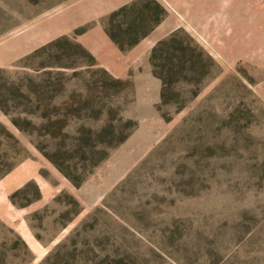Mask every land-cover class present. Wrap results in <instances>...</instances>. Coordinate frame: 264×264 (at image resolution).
I'll list each match as a JSON object with an SVG mask.
<instances>
[{"label": "rangeland", "instance_id": "obj_1", "mask_svg": "<svg viewBox=\"0 0 264 264\" xmlns=\"http://www.w3.org/2000/svg\"><path fill=\"white\" fill-rule=\"evenodd\" d=\"M153 1L114 75L80 36ZM0 43V264H264V0H0Z\"/></svg>", "mask_w": 264, "mask_h": 264}, {"label": "trees", "instance_id": "obj_2", "mask_svg": "<svg viewBox=\"0 0 264 264\" xmlns=\"http://www.w3.org/2000/svg\"><path fill=\"white\" fill-rule=\"evenodd\" d=\"M137 2H134L131 5H125L120 9L114 11L105 21V31L108 36L118 45V47L122 51H128L132 47H134L141 38L146 36L150 30L154 28V26L159 23L163 16L164 10L161 6L156 2L153 1L151 4H147L146 7L149 8V11L143 12L138 17L134 18L133 21H123L117 24V16L121 15L123 12H129L133 7L136 6ZM140 18L141 21L138 19ZM124 26V27H123ZM144 29V33L140 34L139 31ZM86 30V29H85ZM188 61H192V58L183 57ZM153 62V61H152ZM155 66V63H153ZM134 124V121L128 120L125 123L123 122L121 125L116 127V125L110 124L102 129V136H106L107 139L104 140V144L107 146H116L122 142H124L128 136L130 135V130H127L128 125Z\"/></svg>", "mask_w": 264, "mask_h": 264}, {"label": "crops", "instance_id": "obj_3", "mask_svg": "<svg viewBox=\"0 0 264 264\" xmlns=\"http://www.w3.org/2000/svg\"><path fill=\"white\" fill-rule=\"evenodd\" d=\"M163 30L164 29H160V31L154 32V35H152L150 39L144 40L129 52H123L118 45L112 41V39L105 32L104 27L101 25L91 28L80 36V41L97 58L102 66L114 75L123 77L126 75V69L128 68L127 63L116 62L113 57H148L150 48L160 38ZM36 46L32 47L29 51L33 50ZM11 55L14 56V53L12 52ZM12 56H10V59L18 57ZM7 59L8 55L6 45H2L0 43V65L6 64Z\"/></svg>", "mask_w": 264, "mask_h": 264}]
</instances>
